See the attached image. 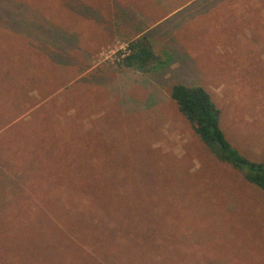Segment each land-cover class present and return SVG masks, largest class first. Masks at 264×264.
<instances>
[{"label":"rangeland","instance_id":"374dc122","mask_svg":"<svg viewBox=\"0 0 264 264\" xmlns=\"http://www.w3.org/2000/svg\"><path fill=\"white\" fill-rule=\"evenodd\" d=\"M263 9L264 0H0V108L25 103L0 147L25 183L0 203V264H264L262 195L212 155L169 96L176 82L203 86L228 141L263 162ZM129 15L158 24L149 35L165 61L152 76L117 68L126 42L111 27Z\"/></svg>","mask_w":264,"mask_h":264},{"label":"trees","instance_id":"16d2710c","mask_svg":"<svg viewBox=\"0 0 264 264\" xmlns=\"http://www.w3.org/2000/svg\"><path fill=\"white\" fill-rule=\"evenodd\" d=\"M125 42L126 49L122 53L123 55L121 52L116 54L120 56L118 60L116 59L118 69L137 71L148 77L152 76L155 69L164 63L165 57L149 35L143 33L131 37ZM36 48L32 43L28 46V50H32L33 53H37ZM37 50L39 49L37 48ZM33 53L31 52V55ZM34 59L38 64L45 62L48 65L47 60L40 57L38 53L34 54ZM51 62V66L61 68L60 61L52 59ZM81 96H83L82 93ZM169 96L175 102L177 110L187 120L193 133L212 155L218 161L231 166L244 181L258 189L264 201V161L253 162L249 160L228 141L220 126V111L210 93L201 85L176 82L170 87ZM21 103V106L17 103L14 107L9 104L0 108V147L6 141V136L9 133H6L7 130L15 125L23 114L22 110L25 103L24 101ZM14 168L9 161V156L7 154L2 155L0 158V189L3 191L0 192V203L7 202V191L13 187L21 188L25 184L20 173Z\"/></svg>","mask_w":264,"mask_h":264},{"label":"crops","instance_id":"0c3cea01","mask_svg":"<svg viewBox=\"0 0 264 264\" xmlns=\"http://www.w3.org/2000/svg\"><path fill=\"white\" fill-rule=\"evenodd\" d=\"M138 14V17L139 18H144V16H141L140 15V13H137ZM131 19H133L130 15H129V20H131ZM136 20L135 19H133V21L132 22H129L130 23V25L129 24H125L124 26H121V25H118L117 27L115 26V27H111V30H112V33H111V36L110 37H113L112 39L114 40H117V39H119V40H121V41H123L122 43H125V41H127V39L129 40V38H127V36H125V35H130V34H132V33H135V35L133 36V37H135V36H138V35H141V34H147V35H149L150 34V31L151 30H154L157 26H158V24L157 25H154V26H147L146 25V23L147 22H145V23H143L141 26H137L136 25ZM156 26V27H155ZM114 31H115V33L116 34H114ZM157 34H151V35H149V37L154 41V42H156V44L158 45V50L159 51H161L160 49V43H158L160 40H158V39H156L155 38V36H156ZM121 36L122 37H125L126 38V40H123L124 38H121ZM160 36V35H159ZM102 40V39H101ZM113 40H110L111 42L113 41ZM104 42H106V40L105 41H103L102 43H104ZM99 43H101V41L99 42ZM101 43V44H102ZM109 43V42H108ZM162 43V42H161ZM114 44V43H113ZM113 44H110L108 47H111ZM162 45V44H161ZM97 46V45H96ZM92 51V53L93 54H97L98 53V51H100V49L99 48H95V49H92L91 50ZM97 51V52H96ZM162 52V51H161ZM91 58H94V56L93 55H91Z\"/></svg>","mask_w":264,"mask_h":264},{"label":"built area","instance_id":"2783aa9c","mask_svg":"<svg viewBox=\"0 0 264 264\" xmlns=\"http://www.w3.org/2000/svg\"><path fill=\"white\" fill-rule=\"evenodd\" d=\"M123 55V54H122Z\"/></svg>","mask_w":264,"mask_h":264}]
</instances>
